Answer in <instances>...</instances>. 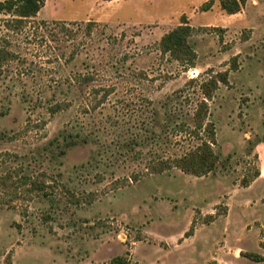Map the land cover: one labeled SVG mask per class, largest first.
Returning a JSON list of instances; mask_svg holds the SVG:
<instances>
[{
	"label": "rangeland",
	"instance_id": "obj_1",
	"mask_svg": "<svg viewBox=\"0 0 264 264\" xmlns=\"http://www.w3.org/2000/svg\"><path fill=\"white\" fill-rule=\"evenodd\" d=\"M208 1L45 0L21 24L0 14V264H259L246 259V213L208 225L199 209L220 199L224 214L228 190L264 168V0L232 15ZM184 19L194 66L160 46ZM217 73L216 169L150 174L209 138L183 121ZM64 133L90 142L56 159Z\"/></svg>",
	"mask_w": 264,
	"mask_h": 264
},
{
	"label": "trees",
	"instance_id": "obj_2",
	"mask_svg": "<svg viewBox=\"0 0 264 264\" xmlns=\"http://www.w3.org/2000/svg\"><path fill=\"white\" fill-rule=\"evenodd\" d=\"M216 1L220 3L222 10L232 15L241 12L248 0H209L203 5L204 10L207 11L211 9ZM44 4L45 0H3L0 1V14L13 15L17 22H20L21 24L25 20L36 17ZM191 35L192 27L188 24L187 20L184 19V22H182L181 25L170 30L162 37L160 42L161 50L169 53L179 62L194 66L197 54L190 40ZM2 59V53L0 52V65ZM192 82H195V80ZM227 82V73H217L212 76L211 79L203 81L200 84L201 91L204 95L203 101L197 111L193 115L188 114L186 120L183 121V128L186 129V126L191 124L198 130L204 129L207 131L209 138H202L201 142L194 149L189 150L184 155L156 163L150 170V174L162 173L177 167L187 174L203 176L216 169L220 156L213 147L216 143V133L213 123L209 120L208 101L212 100L214 91L219 88V83L227 84ZM169 105L170 104L165 105L164 109V116L166 119V121H164L168 124L175 121L174 119L172 120V115H170L172 109L169 108ZM154 126L157 129L159 124ZM164 126L167 125L162 124L159 128L162 132L165 130ZM152 131L154 132L155 137L153 140H156L157 142L159 139H156V137L158 138L161 134L154 130V128ZM55 141L58 142L60 146V151L55 158L60 159L66 155L69 148L80 143H89L90 139L83 138L81 135L64 133L62 136H58ZM159 158L162 159V157ZM159 158L158 160H160ZM131 180L137 182L140 178L132 177ZM248 256L256 261H264V256L258 254L249 253ZM112 264H128V261L122 256H117L112 259Z\"/></svg>",
	"mask_w": 264,
	"mask_h": 264
},
{
	"label": "crops",
	"instance_id": "obj_3",
	"mask_svg": "<svg viewBox=\"0 0 264 264\" xmlns=\"http://www.w3.org/2000/svg\"><path fill=\"white\" fill-rule=\"evenodd\" d=\"M225 198L227 211L224 214H216L217 206L221 201L220 199L212 200L207 207L199 209L200 217L205 218L206 216H211L212 218L210 223L202 224L212 225L220 218H224L227 222L232 221L234 208H238L240 213H246V221L244 222L246 225V236L257 246L255 250L250 248V245L246 246V259L264 264V261H256L248 256L249 253L264 256V168H260L258 174L252 180L242 184L239 189L232 187L228 190ZM190 234H185V238L190 236ZM177 244L179 246L178 249L174 248L173 250L179 253L182 243L178 241ZM226 254H228L227 251ZM237 254L235 255L236 257L244 255L240 251ZM217 260L216 257L212 256V259H208L206 263L210 264L213 262L214 264H219Z\"/></svg>",
	"mask_w": 264,
	"mask_h": 264
}]
</instances>
